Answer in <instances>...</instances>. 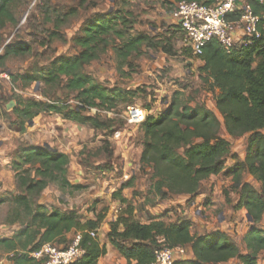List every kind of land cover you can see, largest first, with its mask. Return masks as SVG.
<instances>
[{"label": "trees", "instance_id": "obj_1", "mask_svg": "<svg viewBox=\"0 0 264 264\" xmlns=\"http://www.w3.org/2000/svg\"><path fill=\"white\" fill-rule=\"evenodd\" d=\"M22 1L25 0H0V28L6 23L16 25L12 8ZM185 1H197L204 5L215 2ZM248 4L252 14L260 18L259 30L264 34V4L255 0H248ZM241 13L236 10L231 17ZM128 16L130 12L124 9L95 14L84 23L82 34L72 39L80 49L76 55L59 56L50 63V67L38 74L12 78L13 83L22 81L26 85L41 80L46 86H58L64 79L63 89L75 94L77 100V105L72 108L63 100L48 103L20 99L12 109L20 131H24L25 124L39 114L51 113L94 130L106 129L111 134L110 120L102 121L96 116L85 115V108L111 112L119 104L129 103L140 91L105 88L86 74L83 68L105 52L112 37L120 41L115 54L124 63L141 46H152L151 40L144 34L129 35L133 21ZM30 53L28 44L14 42L4 47L0 62L9 57H25ZM197 58L203 62L198 69L204 75L202 81L209 84L212 92L218 91L213 101L214 112L202 104L191 106L183 103L180 95H173L161 113L146 116L139 126L142 133L139 169L151 173L150 192L158 200L188 196L187 203L198 196L202 182L223 173L229 175L232 188L237 193L233 209L243 210L251 221L241 240L246 253H242L220 230L193 234L192 224L186 219L166 222L161 216L160 219L150 218L140 223L129 216H120L109 224L107 240L128 264L151 263L159 248L157 237H162L170 248L189 249V258L176 260L172 264H258L257 256L264 252V230L256 227L264 215V37L248 47L235 48L229 54L217 42L211 41ZM221 129L231 139L247 137L241 159L232 154V143L220 136ZM104 147L107 149L108 145ZM230 160L232 163L228 165ZM68 164L66 154L46 147L19 150L12 167L18 172L20 194L13 197V202L30 220L13 239L0 240V246L7 252H20L12 255V264H37L29 258V254L38 251L44 244L64 246L69 232L98 229L102 216H98L96 221L83 223L73 211H48L39 204L32 207L29 202V196L39 194L50 183L56 184L60 190H81V186L68 181ZM25 166L31 167V170H24ZM244 175L257 182L258 188L245 182ZM133 180L132 176L123 183L113 198L124 203L120 193L131 187ZM80 246L84 254L75 264H97L98 259L106 254L98 237L93 239L87 233L82 235Z\"/></svg>", "mask_w": 264, "mask_h": 264}, {"label": "rangeland", "instance_id": "obj_2", "mask_svg": "<svg viewBox=\"0 0 264 264\" xmlns=\"http://www.w3.org/2000/svg\"><path fill=\"white\" fill-rule=\"evenodd\" d=\"M121 1L25 0L15 3L12 8L16 25L6 23L0 28V56L4 54V47L14 42L31 47V53L25 57H9L0 62V240L13 239L30 220L13 202V197L20 194V182L12 163L21 148L48 147L69 157L67 179L82 189L60 190L56 184L50 183L39 194L28 197L32 207L39 204L48 211H73L83 223L91 219L96 221L102 216L98 239L104 244H109L106 239L109 224L120 216H129L140 223L162 216L166 222L189 220L193 234L223 230L232 241L235 240L240 251L245 252L240 237L251 226V221L244 211L233 209L237 193L226 173L202 182L197 203L192 207L170 202L178 196L158 200L150 192L151 173L141 172L136 163L142 147L140 125H127L121 117L123 110L137 106L145 111L146 116H157L177 94L183 103L202 104L214 112L213 101L218 91L212 92L209 84L202 81L204 75L197 69L200 58L183 45V35L172 17L178 1ZM121 9L130 12L128 18L133 21L129 35L144 34L152 46H141L124 63L115 54L120 41L112 37L105 52L83 68L105 88L140 91L129 103L119 104L110 115L85 108V115L110 120L111 134L106 129L94 130L51 113L39 114L25 124L24 131H20L12 113L20 99L48 103L63 100L72 108L77 105V100L75 94L63 89L64 79L58 86H46L41 80L26 85L22 81L13 83L12 78L38 74L50 67L57 57L76 55L80 49L72 39L82 34L84 23L97 13ZM10 102L13 108L6 109ZM219 134L226 137L223 129ZM246 140L244 136L231 141L232 154L238 159L244 155ZM105 145H108L107 149ZM231 163L232 160L228 161V165ZM24 170H31V167L25 166ZM30 175L33 176L32 171ZM132 176L133 185L120 193L125 202L115 200L113 194ZM243 180L258 188V183L249 175H244ZM256 227L264 230V215ZM16 253H20L19 250L7 252L0 246V264H12L10 258ZM257 263L264 264V252L258 254Z\"/></svg>", "mask_w": 264, "mask_h": 264}, {"label": "built area", "instance_id": "obj_3", "mask_svg": "<svg viewBox=\"0 0 264 264\" xmlns=\"http://www.w3.org/2000/svg\"><path fill=\"white\" fill-rule=\"evenodd\" d=\"M264 4V0H255ZM236 10L242 13L231 17ZM172 17L177 22L183 35V45L195 57L202 55L205 46L217 42L226 54L235 48H245L259 40L264 34L259 30L260 18L252 14L248 0H215L211 5L197 1H179L175 5ZM94 111L110 115L111 112ZM122 119L129 126L140 125L145 117V111L137 106H128L123 110ZM87 233L91 238H97V230L71 231L66 234L64 246L44 244L38 251L29 254L37 264H75L84 254L80 246L82 235ZM159 248L154 260L149 264H172L176 260L190 257L189 249L185 247L170 248L165 245L162 237H157Z\"/></svg>", "mask_w": 264, "mask_h": 264}, {"label": "crops", "instance_id": "obj_4", "mask_svg": "<svg viewBox=\"0 0 264 264\" xmlns=\"http://www.w3.org/2000/svg\"><path fill=\"white\" fill-rule=\"evenodd\" d=\"M174 20V19H173ZM174 22H175V20H174ZM178 26V25H177ZM177 31V30H176ZM203 65V62L201 61L199 64H198V68L197 69H199L201 66ZM162 112V111H161ZM224 139H226V140H228V141H232V139L231 138H229L228 136H226V137H224ZM141 150H142V147L140 146V149H139V152H138V160H137V162L136 163H139V158H140V154H141ZM125 177L126 176H128V175H124ZM211 178H215V177H211ZM247 181V180H246ZM245 181V182H246ZM124 182V181H123ZM249 183V182H248ZM190 197H188V196H178V197H176L175 199H174V201H170V202H172L173 204L174 203H185V204H189L188 206L189 207H192L193 205V203L194 204H196L197 202V198H198V196L197 197H195L194 199H193V202L191 203V202H189V203H187V200L189 199ZM236 202H237V200H236ZM236 204V203H235ZM239 211H241V210H239ZM243 211V210H242ZM91 220H94V219H91ZM177 220H180V219H176V220H174V221H171V222H175V221H177ZM193 223V222H192ZM227 228L226 226H222V228ZM237 228H239V226H237ZM100 230H102V228H98L97 229V233H98V237H99V232H100ZM109 230V229H108ZM220 230V229H219ZM247 230H248V228H247ZM246 230V231H247ZM220 231H222V232H224L223 230H220ZM224 233H226V232H224ZM246 232H244V234H245ZM243 234V235H244ZM69 235L70 234H68L67 235V237H69ZM243 235L240 237V239L242 240V237H243ZM103 236V235H102ZM106 236H107V234H106ZM104 238H105V236H103ZM106 239H107V237H106ZM98 240H100V239H98ZM233 242L236 244V242H235V240H233ZM109 243V242H108ZM101 245H104V247H105V249H106V254L104 255V256H102V257H100L99 259H98V261H97V264H128L127 263V261L124 259V258H122L119 254H118V252H117V250L113 247V246H111L110 245V243L109 244H104V243H100ZM242 253H246V250H245V252H242ZM131 264H133V263H131Z\"/></svg>", "mask_w": 264, "mask_h": 264}, {"label": "water", "instance_id": "obj_5", "mask_svg": "<svg viewBox=\"0 0 264 264\" xmlns=\"http://www.w3.org/2000/svg\"><path fill=\"white\" fill-rule=\"evenodd\" d=\"M10 108H13V103L10 102L7 106H6V109H10ZM48 148V147H47ZM248 220H249V217H248Z\"/></svg>", "mask_w": 264, "mask_h": 264}]
</instances>
